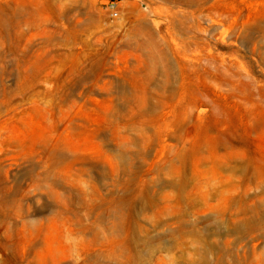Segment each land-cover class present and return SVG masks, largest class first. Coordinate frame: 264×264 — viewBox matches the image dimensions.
<instances>
[{
	"label": "rangeland",
	"instance_id": "obj_1",
	"mask_svg": "<svg viewBox=\"0 0 264 264\" xmlns=\"http://www.w3.org/2000/svg\"><path fill=\"white\" fill-rule=\"evenodd\" d=\"M0 264H264V0H0Z\"/></svg>",
	"mask_w": 264,
	"mask_h": 264
},
{
	"label": "bare ground",
	"instance_id": "obj_2",
	"mask_svg": "<svg viewBox=\"0 0 264 264\" xmlns=\"http://www.w3.org/2000/svg\"><path fill=\"white\" fill-rule=\"evenodd\" d=\"M19 15V10L17 7H11L6 9L5 16L9 19H16Z\"/></svg>",
	"mask_w": 264,
	"mask_h": 264
}]
</instances>
